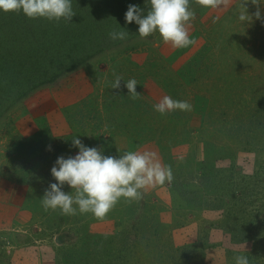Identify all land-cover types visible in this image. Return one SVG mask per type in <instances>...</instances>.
<instances>
[{
  "label": "rangeland",
  "instance_id": "374dc122",
  "mask_svg": "<svg viewBox=\"0 0 264 264\" xmlns=\"http://www.w3.org/2000/svg\"><path fill=\"white\" fill-rule=\"evenodd\" d=\"M244 10L250 18L242 22L239 16ZM257 11L259 18L255 15ZM220 20L230 34L242 39L243 60L236 73L244 85L250 79L249 87L257 89V94L254 96L250 90L242 92L248 103L239 115L237 107H229L210 96L207 130L199 128L201 118L192 105V97L204 95L207 85L213 82L219 85L218 74L215 71L211 76H195L197 82L189 84L192 77L182 67L181 59L173 60L179 48L165 44L158 33L150 40L135 39L103 52L54 83L26 95L0 118V189L7 184L10 195L19 201L16 207L21 212L18 215L13 209L5 220H0V264H59L60 249L65 246L72 250V242H77L76 236H80L83 224L89 221L90 231L99 236L93 239L102 244L100 248L104 242H113L117 249L128 247L118 259L110 256L116 263L139 264L137 256L140 248L146 249L147 232L157 231L162 236L159 241L149 242V246L159 252L155 255L160 259L164 256V264H234L237 254L250 256V264H264V152L255 149L264 144V137L249 124L244 128L246 122H253L246 117L251 106L264 116V0H219L199 21L206 27ZM195 23L191 21L188 25L189 35ZM192 35L195 37L196 33ZM203 43L198 38L191 53ZM227 46L225 51L230 52L233 47L230 43ZM205 58L215 61L212 51ZM115 75L123 79L119 88H111ZM129 78L137 81L135 90L140 95L135 98L124 87V80ZM172 84H176L174 90L178 91L175 95L171 94ZM163 95L188 100L191 110H179L174 116L155 111L152 105ZM234 118L240 131L233 130L236 128L233 126L232 131L222 134L226 129L221 125H231ZM211 133L215 146L208 145L206 150L201 140ZM75 135L85 145L97 146L105 155L152 150L166 164L163 153L170 152L167 163L173 170L186 164L181 173L188 183L203 191L206 183H217L208 207L191 211L182 225L174 228L173 216H180L187 209L182 207L184 200L178 193L170 190L171 182H166L143 191L139 200L120 199L103 219L90 213L64 215L58 209L44 210L40 197L49 182H54L49 169L57 156L75 154L77 149L71 146ZM175 143L178 146L172 148ZM162 148L164 152L160 153ZM207 155V161L198 168L196 162ZM211 157L215 160L210 161ZM62 187L65 192H74L66 184ZM219 205V209L214 208ZM239 206L244 213L238 216L250 220L253 232L258 234L255 245L252 240L239 242L236 236L240 233L233 232L244 228L237 217ZM127 208L126 214L133 215L130 218L133 225L143 215L152 225L141 230L132 228L144 237L131 242L129 239V243L125 236L131 227L125 221L128 215L123 213ZM85 215L88 217L84 219ZM61 220L60 224H54ZM134 245L137 254L130 252ZM93 253L86 252L81 260L95 262L98 258L94 260ZM146 258L151 260V255Z\"/></svg>",
  "mask_w": 264,
  "mask_h": 264
},
{
  "label": "trees",
  "instance_id": "16d2710c",
  "mask_svg": "<svg viewBox=\"0 0 264 264\" xmlns=\"http://www.w3.org/2000/svg\"><path fill=\"white\" fill-rule=\"evenodd\" d=\"M129 4H137L141 8H146L144 0H72V8L75 14L72 16L70 22L64 20L53 22L43 18L29 19L19 12H0V118L26 95L42 86L54 83L63 74L78 68L103 52L135 39L143 41L152 39L154 33L146 38H141L136 34L138 26L135 23H125L124 13ZM211 7L205 5L203 0H190V8L194 12V17L191 21H196L189 35L192 43L187 47L176 50L173 56V60L176 58L181 59L182 67H185L189 77H192L188 82L189 84L191 81L197 82L198 78H194L195 76H211L215 71L218 74L216 81L220 83L219 85L213 82V85L208 86L207 83L209 82L207 81L206 85L208 89L205 91V94L201 96L194 95L192 97V105H195V111L201 118L200 130L201 128L207 130L205 120L208 115H211V109L208 106L207 100L210 96H213L216 100L225 103L229 107H237V115H239V113L242 114L244 112L245 105L248 103L244 96L241 95L242 92L250 90L254 96L257 94V89L249 87L248 83L250 79L244 85V80L236 73L239 64L243 60L240 55L242 39L239 36L236 37V35L230 34L225 25H223L224 23H221V20L217 24L213 25L212 23L206 27L199 21ZM120 27L125 29L129 35L123 40L109 39V31L114 29L119 30ZM193 32L196 33L195 37L192 35ZM198 38L204 41L203 46L192 54V48ZM228 43L233 47L230 52L225 51L228 48ZM218 46L220 49L217 48ZM211 51L213 57L215 56L216 62L205 58V55ZM243 52L247 55L246 50ZM229 60H231V63H229ZM216 65H219L220 69L216 70ZM232 73H235V76ZM225 79L227 80L223 82ZM171 87L173 88L171 94L175 95L178 92L174 90L176 84H172ZM171 97L176 99L175 96ZM179 112V110H174L168 113L174 116L175 114H179ZM246 117L253 119V122L252 124L246 122V127L244 128H247V124H249L255 132H260V135L264 137V116L261 117L260 112L255 111V106H251L249 113L247 109ZM236 118H234L231 125H221V128L226 129V132L222 134L232 131L230 128L233 126H236L233 130L240 131L241 128L239 124L237 125ZM247 130L252 132L250 128ZM185 134L188 135L187 130ZM213 138L214 135L212 133L203 136L201 143L206 150L208 145L213 144L215 146V138L214 140ZM181 139L185 141L186 138L184 139L183 137ZM176 146L178 145L175 143L172 148ZM162 149H160V153L164 152V148ZM255 149L264 152V144L261 143ZM205 152L207 154V151ZM163 154L164 162L168 164L167 159L171 157V153ZM207 157L208 155L201 161L196 162V166L200 168L207 161ZM211 160L214 161V157H211ZM185 165L176 170L171 168L173 176H176L178 180L176 178L172 179L170 190H175L178 193L182 201L184 200L182 207L184 208L185 206V209H187L180 216H173L175 221L174 228L180 227L182 222L187 219L185 217L192 214L191 211L206 209L208 207L207 202L212 199V193L215 192L214 190L217 187V183H206L204 185L205 190L203 191L196 184L194 185V183L185 181L181 173L185 170ZM202 195H204L205 199H202ZM221 201L222 199L219 202ZM199 206L204 208H199ZM219 207L220 205L214 208L219 209ZM123 213H129V209H125ZM240 213H244V210L239 206L237 217L244 228L233 231L240 233L236 236V239L239 242L252 240L255 245L257 243L256 235L258 234L253 232L254 228L250 220L246 221L244 217L238 216ZM127 215L128 218L125 221L130 225L131 229L127 231L125 241L129 243V239L131 242V239L144 237L134 233L132 228L141 230L146 227H152V225L150 224L151 222L148 223L146 221L144 215L143 218L138 216L141 218L138 219L136 225H133L134 220L130 219L133 215L126 214L124 216ZM85 217L88 216L85 215L84 219ZM128 221L131 222L129 223ZM61 222L62 220L54 224H60ZM90 222L83 224L84 228L79 232L80 236H76L77 242H72V250H67L65 246L60 249L59 264H130L129 262L116 263V260L113 261L110 258V256L117 258L128 247L123 246L117 249L112 244L113 242L105 244L102 241L104 247L100 248L102 244L93 239H98L99 236L90 231V224L92 223ZM125 232L122 231V233ZM144 233L146 232L144 231ZM147 233L146 249L140 248V253L137 256L140 257L139 264H164V256L160 259V257L155 255H159V252H156L154 247L150 248L149 246V242L153 240L159 241L162 235L157 231ZM135 247L136 245L130 248L131 254L138 253L134 251ZM86 252L89 254L94 252L92 254L93 259H98L95 262L82 261L81 258L85 256ZM149 255H151V260L146 258ZM172 263L176 264L175 262Z\"/></svg>",
  "mask_w": 264,
  "mask_h": 264
},
{
  "label": "clouds",
  "instance_id": "9594fccd",
  "mask_svg": "<svg viewBox=\"0 0 264 264\" xmlns=\"http://www.w3.org/2000/svg\"><path fill=\"white\" fill-rule=\"evenodd\" d=\"M146 8L129 4L124 13L125 23L133 22L138 27L136 34L146 38L158 33L160 39L173 48L187 47L192 43L188 25L194 17L190 0H144ZM219 0H203L205 5L215 7ZM0 12H19L26 18H43L48 21L70 22L75 14L72 0H0ZM260 17V12L255 13ZM248 14L241 13L239 19L249 20ZM128 32L121 28L111 30L108 38L123 40ZM121 76L115 75L111 88H119ZM135 78L124 80L127 94L133 98L136 92ZM188 100L174 99L163 95L152 108L165 114L174 110L190 111ZM75 154L59 155L49 169L54 182H49L40 203L44 210H59L64 215L90 213L103 219L120 199L139 200L143 191L157 185L170 183L172 169L159 159L152 150H124L118 156L105 155L97 146L85 145L76 135L71 139ZM51 146H48L50 150ZM72 191L65 192L63 185ZM234 264H250L247 254H237Z\"/></svg>",
  "mask_w": 264,
  "mask_h": 264
},
{
  "label": "crops",
  "instance_id": "0c3cea01",
  "mask_svg": "<svg viewBox=\"0 0 264 264\" xmlns=\"http://www.w3.org/2000/svg\"><path fill=\"white\" fill-rule=\"evenodd\" d=\"M3 186L4 187L0 189V220L1 221L2 219L5 220L6 219L5 216H7L9 214V211L13 209H16L15 211L18 215L21 214L19 209L16 207V205H19V201L17 200V198L13 199L14 197L10 195L7 184Z\"/></svg>",
  "mask_w": 264,
  "mask_h": 264
}]
</instances>
